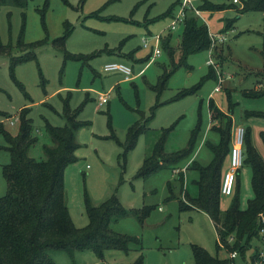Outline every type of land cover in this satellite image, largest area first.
<instances>
[{"label": "rangeland", "instance_id": "obj_1", "mask_svg": "<svg viewBox=\"0 0 264 264\" xmlns=\"http://www.w3.org/2000/svg\"><path fill=\"white\" fill-rule=\"evenodd\" d=\"M46 1L48 8L42 24L40 10ZM177 1L28 0L24 7L9 2L0 6V46L7 52L0 55V111L6 113V116L0 115L1 124L9 133L16 134L18 112L22 107L29 108L33 133L38 137L30 154L41 159L42 144L49 143L45 121L52 126H64V102L72 111H79L76 118L84 124L75 132L78 145L75 160L63 172L71 220L75 227H84L88 222L85 198L97 205L114 195L127 212L111 223V229L138 237L140 242V248L131 245L127 251L106 249L101 257L91 250L76 252L73 257L63 250H51L49 256L54 264H132L139 258L142 264H196L193 246L214 257H228L222 248L218 249L217 233L208 215L197 209H182L179 201L185 203V195L194 198L197 194L194 183L197 172L190 169V159L201 166L207 165L211 159L207 142L216 144L218 141L217 134L208 132L206 126L208 98L213 95L218 103L220 100L222 104L227 103L229 91L223 89L218 93L214 89L219 78L222 79L220 86L231 90V101L245 102L239 89H253L258 81L264 86V11L248 9L240 12L246 0L234 5L230 0H212L223 3L226 11L203 12L201 18L211 37L223 34L225 40L211 43L210 50L188 56L187 63L192 67L189 72L180 67L172 73L159 96L161 105L155 108L154 116L148 121V131L138 136L125 155L122 146L129 126L143 120L141 114L150 115V108L156 103V92L148 86L157 84L163 72L160 65L166 63V57L156 58L158 63H148L146 59L134 64L131 67L133 75L143 70L130 81L122 80L123 75L117 71L102 69L109 62L131 66L123 54L133 50L140 59H145L150 48L143 47V38L148 47H154L155 36L160 35L162 41L171 34L176 45L182 25L170 33V17L147 20L157 18ZM190 1L196 10H200L196 5L199 0ZM177 10L176 6L173 14ZM190 15L201 23L199 16L192 11L187 17ZM66 24L71 31L65 41V54L90 57L68 58L52 44L64 34ZM38 41L45 42L34 49L28 47ZM94 53L95 56H91ZM11 58L18 60L13 68L14 78L9 68ZM209 58L215 65L212 66L217 73L215 78L203 81L192 94L166 102L179 90L196 85L206 75ZM231 75L233 79H228ZM99 95L107 96L108 103L99 105ZM239 111L237 106L234 110L236 119H239ZM198 122L199 131L187 156L146 178L136 177L157 139L158 130L176 123L165 145V152H174L186 147L190 132ZM4 144L0 134V146ZM257 146L264 154L260 140H257ZM8 162V152L0 148V196L6 191L1 167ZM187 164L188 168L180 176L179 171ZM250 186V180H245L242 175L239 204L243 208L252 195ZM232 197L222 196L221 208L229 207ZM256 239L253 238L251 247L243 252L247 264H264L260 259L255 262L252 257ZM260 250L264 260L261 244ZM242 258L238 254L235 264H243Z\"/></svg>", "mask_w": 264, "mask_h": 264}, {"label": "trees", "instance_id": "obj_2", "mask_svg": "<svg viewBox=\"0 0 264 264\" xmlns=\"http://www.w3.org/2000/svg\"><path fill=\"white\" fill-rule=\"evenodd\" d=\"M27 1L0 0V6L9 2L14 6L24 7ZM46 8H48L47 1L40 10L42 24H44ZM198 8L219 11L223 10L225 5L202 0ZM172 9L173 6H170L157 19L169 16ZM248 9L264 11V0H246L240 12ZM70 31L71 27L66 24L64 34L53 40L52 44L62 50L68 58L90 57V55H70L67 52L65 54V41ZM44 42L38 41L28 47L34 49ZM160 43L161 50L169 59L170 69L162 73L156 85L151 86V89L156 92L157 99L172 73L180 67L187 66L188 56L209 49L212 41L207 26L190 15L184 20L177 48L170 45V35ZM5 53H7L6 50L1 49L0 46V55ZM91 56H95V53ZM17 61L13 58L10 60L9 68L12 78H14V64ZM206 79L207 77H203L196 85L179 90L171 101L194 93ZM243 95L258 98L264 96V89L245 90ZM159 104L156 102L150 108V115L146 118L143 120L139 118L140 120L129 126L126 141L123 146L121 145L124 148V155L134 146L138 136L148 131V121L154 116V110ZM208 109L210 118L216 122L213 129L219 134L220 139L216 145H210L212 160L207 166L200 168L192 166V168L198 167L200 174L196 183L197 195L194 198L187 197L185 203L179 201V204L182 209L201 210L209 216L217 233L218 249L222 248L226 253L235 251L237 254H243L249 247L250 240L255 237L260 238L259 232L263 227L259 221V215L264 213V162L249 139V130H245L243 164L251 169V186L254 196L248 201L244 210L239 208L238 196H236L229 208L222 211L219 207L221 169L230 150L232 121L229 115L219 110L212 99L209 100ZM78 112L72 111L68 103L64 102L63 115L66 124L57 127L45 121L44 129L49 137V143L42 144L43 158L41 159H36L30 154L31 149L38 142V137L33 133L29 108L23 107L19 110L16 134L9 133L0 123V134L5 140V144L0 148L9 154V162L1 167L2 176L6 181V191L0 196V264H54L49 256L51 250H63L71 257L76 252L91 250L101 257L106 249L127 251L131 245L140 248L138 237L117 233L110 227L112 222L117 221L127 212L114 195L97 205L91 204L85 198L84 210L88 222L84 227H75L71 220L65 198L63 172L65 167L75 160L74 154L78 148L75 132L84 124L77 120ZM253 114L264 117V113ZM0 115L6 116V113L0 112ZM174 126L175 124H172L157 131V139L138 168L137 178H146L176 163L192 150L199 131V122L192 130L184 149L165 152V142ZM260 137L264 144L263 132L260 133ZM192 251L196 264H235L230 257L228 259L214 257L197 246H193ZM132 264H142V259L139 258Z\"/></svg>", "mask_w": 264, "mask_h": 264}, {"label": "crops", "instance_id": "obj_3", "mask_svg": "<svg viewBox=\"0 0 264 264\" xmlns=\"http://www.w3.org/2000/svg\"><path fill=\"white\" fill-rule=\"evenodd\" d=\"M201 1L202 0H199V2L196 4L197 5V8H198V5L201 3ZM209 1H211V2H213L212 0H209ZM215 3V2H214ZM241 3V2H240ZM180 1L178 0L177 2H175L174 4H172L171 6H173V9H172V12H171V14L169 15V16H167V17H170L171 19L176 15V13L174 12V14H173V10H174V8L177 6V9L179 10V7H180ZM239 4V3H238ZM177 10V11H178ZM200 11V16H199V18H200V20H201V23H204L205 25H206V23H205V21H204V19H202L201 18V15H202V13L203 12H205V13H207V12H218V13H224L225 11H226V9H223V10H219V11H208V10H199ZM153 20H157V18H154V19H149V20H147V21H153ZM183 26V25H182ZM175 31V30H174ZM172 31H170V33H171ZM209 32V31H208ZM170 35V45L172 46V47H174V48H177L178 46H179V43H180V37H181V34H180V37H179V40L177 41V43H176V45H175V42H174V40H173V38H172V35L171 34H168L167 36H169ZM167 36H165V37H163V39H165ZM209 36H210V38H211V35H210V33H209ZM212 41V40H211ZM150 50V53L148 54V56L146 57L147 58V62L148 63H150L149 62V58H150V56H151V48L149 49ZM208 50V49H207ZM209 50H210V48H209ZM126 54V55H125ZM124 55V57L126 58V59H128L130 62H131V66H129V65H127V64H125V63H123V62H109V63H122V64H124V65H127L128 67H132L133 68V65L134 64H137V63H141L142 61H143V59H140L139 58V56L136 54V50H133V51H130V52H127V53H124L123 54ZM165 55V57H166V63H162L160 66L161 67H163V72L164 71H169V69H170V63H169V59H168V57H167V55L165 54V52L163 51V53L162 54H160V56H159V58H161L162 56H164ZM158 58V57H157ZM209 59H211V58H209ZM208 59V60H209ZM157 61V59H155L154 61H152L151 63H158V62H156ZM212 62H213V60H212ZM206 64H207V62H206ZM208 65V64H207ZM219 65V64H218ZM104 66V65H103ZM146 66V65H145ZM215 66V65H208V69H207V73H206V75L205 76H203V77H207V79L208 78H215V75L217 74L215 71H214V68L213 67ZM131 68V71H132V76H131V78L130 79H128V80H126L125 79V76L122 74V73H120L119 71H117L119 74H122L123 75V78H121L122 80H124V81H130L132 78H133V76L134 77H136L137 75H138V73H140L143 69H141L138 73H136V75H133V69ZM184 68H186V70L189 72L190 70H192V67L190 66V65H188V63H187V66H185ZM162 72V73H163ZM122 77V76H121ZM202 77V78H203ZM228 79H233L232 78V75L228 78ZM218 86V84L214 87V89L216 88ZM150 89H151V86H148ZM260 88H264V86H262V83L260 82V81H258V84H256V86H254V89H260ZM184 89V88H183ZM223 89L226 91V92H228L227 93V95H226V98H227V103H226V105L225 104H222V101L220 100V103H218L217 101H215L212 97H213V95L211 96V97H209L208 98V100H207V109H208V103H209V100L210 99H212L213 100V102H214V104L219 108V110L220 111H222L224 114H227V115H229L230 116V118H231V121H232V126H231V134H230V147H231V140H232V131H233V128L235 127V126H243L244 128H245V130H249L248 132H249V139L251 140V142H252V145L254 146V148L256 149V151L258 152V154L260 155V157L262 158V160H263V162H264V154L261 152V150H260V148H259V146H257V140H260L261 141V143L263 144V142H262V139H261V137H260V133L261 132H263L264 133V117H259V116H255L253 113H255V112H257V113H264V96H261V97H258V98H249V97H246V96H244L243 95V91H245V90H249V89H245V90H241V89H239V91L241 92V96L245 99V102L243 103V102H239L238 100H235V101H231V99H230V95H231V90H229V87H224V88H222L221 86H220V88H219V90H215V92H218V93H221L222 91H223ZM164 90V89H163ZM185 97V96H184ZM263 97V98H262ZM159 98L160 97H158V99H157V97H156V102L157 103H160L159 102ZM171 99L172 98H170L169 100H167L166 102H172L171 101ZM181 99V98H180ZM179 100V99H178ZM174 101H177V100H174ZM173 101V102H174ZM108 103V102H107ZM231 104V105H230ZM161 105V103L159 104V106ZM223 105H225V107L223 106ZM232 106V107H231ZM237 106H239V108H240V111H239V119H236L235 118V114H234V110H235V108L237 107ZM23 108V107H22ZM229 109H231V110H229ZM1 112V111H0ZM143 113V112H142ZM141 117L142 118H146L143 114L141 115ZM208 118H209V121H208V123H207V126H206V128H208V132L210 131V132H213V133H215V134H217V136H218V141H217V143L219 142V139H220V137H219V134L216 132V130L215 129H213V126L216 124V122H213L212 121V119L210 118V111H209V109H208ZM138 121V120H137ZM1 123V122H0ZM173 124H176V123H173ZM148 125V124H147ZM165 128V127H164ZM162 129V128H161ZM173 130H174V128H173ZM172 130V131H173ZM171 131V132H172ZM170 132V133H171ZM192 132V131H191ZM191 132H190V135H191ZM142 135V134H141ZM140 135V136H141ZM168 137H169V135H168ZM168 137H167V139H168ZM189 139H190V136H189V138H188V141H189ZM196 139V138H195ZM167 141V140H166ZM188 141H187V143H188ZM195 143V142H194ZM216 143V144H217ZM216 144H212V143H210V142H207V146H208V148H209V150H210V145H216ZM165 145H166V142H165ZM165 145H164V150H165ZM186 146H187V144H186ZM193 146H194V144H193ZM263 147H264V144H263ZM244 151H245V148H243V160H244V158H245V153H244ZM210 152H211V150H210ZM167 153H170V152H167ZM212 160V152H211V159H210V161ZM228 162H229V152H228V154L226 155V157H225V160H224V164H223V166H222V169H221V177H222V175H223V173L225 172V170L227 169V167H228ZM210 163V162H209ZM208 163V164H209ZM207 164V165H208ZM191 165V166H190ZM193 165H195V166H198L199 168L200 167H205V166H207V165H205V166H201V165H199V164H197L194 160H192V159H190V162H189V167H190V169H192V170H195L196 172H197V180L194 182L195 183V186H196V191L198 192V186H197V181L199 180V170H198V167L197 168H192V166ZM243 166H247V165H245V164H243ZM243 166L239 169V172H238V174H237V177H236V181H235V186H234V192L231 194L233 197L230 199V201H229V206H230V203L232 202V200L236 197V196H238V203H239V181H240V178H241V176L243 175L244 177H245V180H247V181H249L250 180V185H251V176H252V174H251V169H250V167L249 166H247L248 168H243ZM188 168V164H187V166L182 170V171H179V173H180V176L182 175V173H183V171L185 170V169H187ZM220 181H221V179H220ZM237 184V185H236ZM251 187V191H252V195H251V197L247 200V203H248V201L249 200H251L252 198H253V190H252V186H250ZM197 195V194H196ZM230 195V196H231ZM187 197L188 196H186L185 195V200L187 201ZM221 199H222V196L220 195V201H221ZM219 207H220V209L222 210V211H225L226 209H228L229 207L228 206H226V208H221V206H220V203H219ZM246 207H247V204H246ZM245 207V208H246ZM239 208L241 209V210H244L245 208H243V207H241L240 206V204H239ZM198 211H200V212H202V213H204V214H206L205 212H203V211H201V210H198ZM207 215V214H206ZM209 217V216H208ZM210 219V218H209ZM210 221H211V219H210ZM211 223H212V221H211ZM213 224V223H212ZM214 225V224H213ZM215 229V228H214ZM257 239V243H256V245H255V247H253L254 249H255V252H254V254H253V258L255 259V256L257 257L256 259H255V262H258L259 261V259H258V254L259 253H261V251L262 250H260V244L262 245V247L264 248V242L260 239V238H258V237H256ZM232 241V240H231ZM251 240L249 241V247L248 248H250L251 246ZM253 245V244H252ZM228 254V257H227V259L229 258V254L230 253H227ZM238 254H240V253H238ZM238 254L236 255V257L235 258H233V262L235 263L236 262V260L235 259H237V256H238ZM242 256H243V260H242V262H243V264H247L246 263V261H245V258H244V254H241ZM253 258H252V260H253ZM264 263V262H263Z\"/></svg>", "mask_w": 264, "mask_h": 264}, {"label": "built area", "instance_id": "obj_4", "mask_svg": "<svg viewBox=\"0 0 264 264\" xmlns=\"http://www.w3.org/2000/svg\"><path fill=\"white\" fill-rule=\"evenodd\" d=\"M234 4L240 3L242 0H230ZM189 11H192L194 15L200 16V11L196 10L190 0H183L180 4L179 10L177 11L176 15L171 19L170 25L168 26L169 31H174L177 29L178 25H183L185 18L187 17V14ZM212 43H222L225 40V36L223 34H219L216 37H211ZM161 36L157 35L155 36V45L154 47L150 46L148 47L145 38L142 39L143 47L145 48H151V56L149 58V62L151 63L154 61L157 57L161 54V47H160V41ZM208 65H212L213 62L211 59L207 61ZM214 65V64H213ZM104 71H119L125 76V79L128 80L132 76L131 68L127 65H124L122 63H106L102 67ZM220 81L218 82V86L215 88V90H219L220 83L222 82V79L219 78ZM98 104L103 105L108 102V97L105 95H99L98 96ZM12 124V122H11ZM245 139V128L243 126H235L232 131V140H231V147L229 150V162L228 167L223 173L221 177L220 182V195L221 196H230L233 193L235 181L237 174L239 172V169L243 165V144ZM259 221L263 224V227L260 229L259 236L260 239L264 242V213L259 215ZM237 253L231 252L229 254V257L231 259L235 258ZM261 253L258 254V259L260 261L264 262V260L261 258Z\"/></svg>", "mask_w": 264, "mask_h": 264}]
</instances>
